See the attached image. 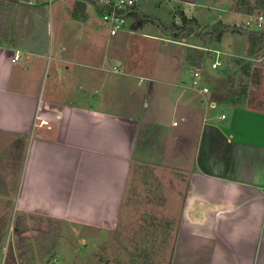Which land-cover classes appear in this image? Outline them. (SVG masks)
<instances>
[{
  "label": "crops",
  "instance_id": "crops-1",
  "mask_svg": "<svg viewBox=\"0 0 264 264\" xmlns=\"http://www.w3.org/2000/svg\"><path fill=\"white\" fill-rule=\"evenodd\" d=\"M162 3L197 22L190 8L232 13L231 0H136L135 10L142 19L148 5ZM85 10L75 9L82 22L48 24L47 33L42 21L29 35L18 24L16 40L6 23L0 30V152L8 151L1 181L14 174L21 213L115 230L119 216H131L124 206L132 175L151 167L184 182L169 264H264V111L218 103L198 46L166 39L174 46L160 54L158 76L129 51L148 25L133 30L131 22L111 37L99 22L103 41L83 23ZM197 69L216 110L192 88ZM121 91L135 97L120 100Z\"/></svg>",
  "mask_w": 264,
  "mask_h": 264
},
{
  "label": "rangeland",
  "instance_id": "rangeland-1",
  "mask_svg": "<svg viewBox=\"0 0 264 264\" xmlns=\"http://www.w3.org/2000/svg\"><path fill=\"white\" fill-rule=\"evenodd\" d=\"M43 3V15L40 18L36 15V10L26 5L24 0H4L6 4L13 6L10 17L1 18L0 30L6 25L10 28L11 40H16V26L19 24L20 9L26 6L32 9L31 16L33 21L25 22L26 30L22 31L29 35L30 25H34L35 30H39V23H44V31L47 33L48 24L52 25L53 30L59 22L77 21L82 22V13L75 9L82 3L87 15V20L95 29L96 35L107 40V35L103 27L100 26V18L94 11L92 4L94 0H56L48 6L46 0H37ZM205 1V0H199ZM231 14L228 18L224 15L203 8H190V17L195 16L199 20V29L195 27L193 35L185 39H174L165 28L159 25H169L180 22L179 14L171 11L169 5L162 3L160 8L148 5L144 11L145 18H149L144 30H138L132 35V43L129 44V51L138 55L148 67L156 68L158 76L165 70L163 69L162 57L165 48H172L174 45L168 44L165 40L177 41L185 40V44L196 45L200 48L201 59L198 66L204 68L206 82L213 91L214 96H227L234 100L236 104L232 106H245L248 108L264 111V42L255 56L246 57L248 47L247 37L225 33L218 43L204 44L199 39V34L211 27L218 19H222L226 25H235L244 28L245 21L257 15L264 16V6L260 7V0H231ZM223 5V2L218 5ZM76 7V8H75ZM210 6L209 8H211ZM34 8V7H33ZM222 8V7H221ZM72 9V10H71ZM189 17V18H190ZM216 19V20H215ZM216 24V23H215ZM93 29V30H94ZM143 34L155 36L156 39H144ZM117 37L115 40H119ZM110 40V39H108ZM195 49L187 48L189 54H197ZM195 58V56H194ZM218 61L216 69H211L210 64ZM164 63V62H163ZM126 95V94H125ZM135 97L128 94L124 96L121 91L120 100ZM238 100H240L238 102ZM124 101V100H123ZM225 105V104H224ZM223 106V105H222ZM230 106V105H228ZM121 112L123 109L120 110ZM6 152L0 154V161ZM15 160V158H12ZM16 161V160H15ZM18 166V167H17ZM13 165L11 170L18 171L19 164ZM4 169L0 166V264H169L171 250L173 248L176 226L179 221L178 203L179 196L183 195L184 186L182 179L167 171H155L151 167L140 166L131 177L127 197L125 199L126 215L119 216L115 230L96 228L94 226H75L60 224L39 216L22 214L19 209V184H12L17 181L12 177L5 182L1 178L7 176L2 173ZM6 172V171H5ZM18 173L16 172V177ZM5 187V188H4ZM123 212V213H124ZM25 219L23 225L28 229L26 236V246L32 250V255L24 254L26 247L18 248L21 243L15 237L14 226L17 218ZM51 222V223H50ZM50 230L53 234L58 229V238L53 253L44 259L39 258L37 253L35 238L40 234L36 231L39 227ZM11 247V248H10ZM9 248L13 251V257L7 254Z\"/></svg>",
  "mask_w": 264,
  "mask_h": 264
},
{
  "label": "trees",
  "instance_id": "trees-1",
  "mask_svg": "<svg viewBox=\"0 0 264 264\" xmlns=\"http://www.w3.org/2000/svg\"><path fill=\"white\" fill-rule=\"evenodd\" d=\"M8 1L11 2L12 0H8ZM80 6H82V10H83L82 3L80 4ZM12 10H13L12 5L6 4L4 0H0V22L3 16L10 17ZM31 12L34 11H32V9L26 8V6L21 7L20 16H19L20 25L25 20V18L27 19L26 21L29 22L30 21L32 22L34 20L33 17L31 16ZM35 12L36 15L38 14L40 18L42 17L43 9L36 10ZM179 17H180L179 24L177 23H171L169 25L161 24L159 25V27L165 28L167 32L172 36V38L176 40L185 39L195 34L193 27H195L196 30H198L200 27L197 21L193 18L188 19L182 12L179 13ZM132 18H133V24L131 25V29L133 30L139 29L149 20V18H142V19L139 18L137 13H133ZM225 33L238 34L247 37V41H248V47L246 51L247 58H251L255 56L256 52L261 49L264 42V29L259 31H252L235 25H226L222 22H217L211 27L206 28L204 32L199 34L198 36L202 43L210 44V43L220 42L222 36ZM5 36L6 38L9 36L8 30ZM214 99L220 104L231 102L230 98L227 97L226 95L220 97L214 96ZM24 220L25 219H20L19 217L17 218L16 224L14 226V233L16 239H18L21 242L19 243L20 246H18V248L20 249L21 247H26L27 249L26 252H21L20 255L28 254L33 256V254L31 253L32 250L29 248V246H26V240L28 238L26 236H23L25 233L28 232L27 227L23 225ZM36 231H38V233L40 234L35 238L37 253L39 254L40 259H44V257L49 256L53 253L52 251L56 245L59 231L58 229H56V231L53 234H51L50 230L41 228L40 223ZM10 248L7 256L9 255L10 257H13L14 253Z\"/></svg>",
  "mask_w": 264,
  "mask_h": 264
},
{
  "label": "built area",
  "instance_id": "built-area-1",
  "mask_svg": "<svg viewBox=\"0 0 264 264\" xmlns=\"http://www.w3.org/2000/svg\"><path fill=\"white\" fill-rule=\"evenodd\" d=\"M56 0H46L48 6ZM28 6L38 5L40 2L37 0H25ZM136 0H94V8L100 18V22L106 30V33L114 37L123 31L129 23L133 22L132 14L136 13L135 10ZM244 28L252 31H259L264 29V16L257 15L248 18L245 21ZM19 58L18 54L13 58V61ZM219 65L218 61H213L210 64L211 69H216ZM114 72L119 69L113 67ZM201 70L197 69L193 73L192 88L203 98L206 106L210 110L218 109L217 103L209 97V89L201 85ZM218 119H225V115L219 114ZM176 125V122L173 123Z\"/></svg>",
  "mask_w": 264,
  "mask_h": 264
}]
</instances>
